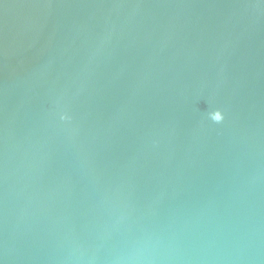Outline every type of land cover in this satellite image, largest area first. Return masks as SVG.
Listing matches in <instances>:
<instances>
[{"label": "water", "instance_id": "95a60500", "mask_svg": "<svg viewBox=\"0 0 264 264\" xmlns=\"http://www.w3.org/2000/svg\"><path fill=\"white\" fill-rule=\"evenodd\" d=\"M0 264H264V0H0Z\"/></svg>", "mask_w": 264, "mask_h": 264}, {"label": "clouds", "instance_id": "9594fccd", "mask_svg": "<svg viewBox=\"0 0 264 264\" xmlns=\"http://www.w3.org/2000/svg\"><path fill=\"white\" fill-rule=\"evenodd\" d=\"M215 122L219 123L223 120V115L220 112H217L214 116Z\"/></svg>", "mask_w": 264, "mask_h": 264}]
</instances>
